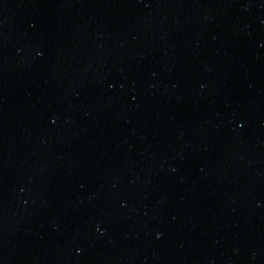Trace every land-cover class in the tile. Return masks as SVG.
<instances>
[{"label":"water","instance_id":"water-1","mask_svg":"<svg viewBox=\"0 0 264 264\" xmlns=\"http://www.w3.org/2000/svg\"><path fill=\"white\" fill-rule=\"evenodd\" d=\"M0 264H264V0H0Z\"/></svg>","mask_w":264,"mask_h":264}]
</instances>
